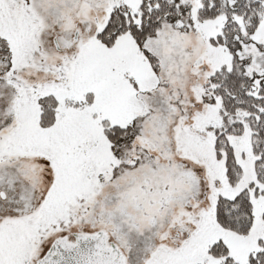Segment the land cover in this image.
<instances>
[{"label":"snow or ice","instance_id":"1","mask_svg":"<svg viewBox=\"0 0 264 264\" xmlns=\"http://www.w3.org/2000/svg\"><path fill=\"white\" fill-rule=\"evenodd\" d=\"M0 264H264V0H0Z\"/></svg>","mask_w":264,"mask_h":264}]
</instances>
